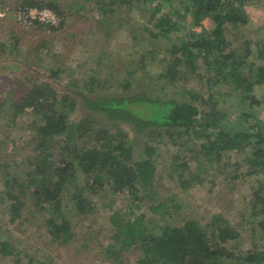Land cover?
I'll list each match as a JSON object with an SVG mask.
<instances>
[{
    "label": "trees",
    "instance_id": "trees-1",
    "mask_svg": "<svg viewBox=\"0 0 264 264\" xmlns=\"http://www.w3.org/2000/svg\"><path fill=\"white\" fill-rule=\"evenodd\" d=\"M72 1L68 11L59 0L14 4L15 12L50 9L62 19L57 32L86 10L105 41L123 28L129 71L124 78L102 77L106 54L99 48L93 54L98 64L82 80L70 76L56 88L29 77L0 93V138L12 141L0 148L5 215L19 234L44 231L47 239L43 249L29 251L0 237V264H58L82 236L73 218L94 214L95 200L107 207L104 199L114 204L118 196L129 205L126 214L117 209L106 216L109 243L102 258L111 264H264L258 244L239 247L243 225L221 214L207 228L197 220L170 223L157 167L162 147L182 145L190 156L174 164L177 175L171 176L189 188L203 183L199 173L184 179L192 162L214 166L236 157L232 181L251 182L249 219L255 239L264 241V119L258 112L264 108V40L245 39L242 50L229 37L232 28L249 25L245 8L253 0ZM59 74L52 69L55 78ZM225 96L238 100V115L221 108ZM80 102L86 112L73 119ZM26 116L33 130L14 140L10 134ZM231 173L215 178L225 184Z\"/></svg>",
    "mask_w": 264,
    "mask_h": 264
},
{
    "label": "rangeland",
    "instance_id": "rangeland-1",
    "mask_svg": "<svg viewBox=\"0 0 264 264\" xmlns=\"http://www.w3.org/2000/svg\"><path fill=\"white\" fill-rule=\"evenodd\" d=\"M14 1L16 0H2L4 5L10 8L8 14L4 18H0V93L2 96L3 92L10 88L11 83L15 81L24 82L29 77L43 83H51L56 88H61L70 76L75 80H82L91 74L95 65L98 64L100 58L98 59L93 54H95V50L97 53L99 48L105 49L100 56L106 54L101 67L102 77L120 74L124 78L128 73L129 68L126 65L123 66L126 63L124 58L126 38L123 28L116 30V35H112L105 41L104 34L97 36L95 33L94 13L86 10L79 15H72L73 17L68 22L70 28H66L65 31L57 32V29L61 27L62 19L56 13L59 24L50 27L46 25L45 29L40 30L34 24L18 21V13L21 9L17 8L18 11L15 12ZM59 1L67 11L73 2L72 0ZM75 1L77 2V0ZM245 10L249 15V25L243 30H235L234 28L229 30L230 40L235 43L237 49L242 50L245 48V39L264 40V0H253ZM135 13H132V17L136 16L139 19V13ZM145 19L147 18L140 16V21H145ZM190 22L188 20L187 25ZM128 26L125 25L124 27L128 28ZM43 43L45 46L37 50L36 47ZM52 69L60 73L59 77L55 78L52 75ZM140 74L141 72L138 75ZM74 91L78 92V89H74ZM237 105L238 100L235 98L229 96H225L224 99L220 98L221 108L231 112L229 115H238ZM85 112L86 109L80 102L73 119L80 118ZM258 112L260 117L264 119V108L258 109ZM17 124V131L15 130L10 134L14 140H21L30 129L33 130L31 128L32 119L27 116L18 119ZM2 132L3 120L0 119V134ZM1 141L3 142L0 146L1 149H6L12 144V141L0 138ZM162 150L159 151L161 155L157 163L158 186L162 194L161 199L163 201L169 200L168 205H170L172 213L167 219L171 220L170 223H180L183 219L197 220L207 228L214 218L221 214L225 219H230L233 224L243 225L242 237L239 240V247L242 250H248L253 244H258L261 250H264V241H262L263 239L257 240L260 237L255 236L254 224H251L252 219H249V216L252 215V209L249 205L251 182L245 181L237 184V182L232 181L234 173L231 172L236 169L238 163V160L234 162L232 159L236 157L224 158L221 162H216L214 166L208 165L204 161L202 163L192 162L184 179L192 180L191 177L195 173H199L203 183L195 181L192 186L186 188L178 185L177 179L173 178L171 174L177 175L176 171L173 170L174 164H183V161L187 160V156L190 154L182 145L176 146L171 143L162 147ZM175 161L176 163H174ZM245 171V168L239 169L238 173H245ZM227 173L231 174L227 176L224 184L219 179L224 180L223 176ZM215 176L219 179H216ZM3 201L4 198L0 194V237L20 242L21 246L29 251L43 249L47 242L43 236L44 231H37L29 235L19 234V227L9 225ZM104 202L108 204L107 207L103 202L97 200L93 202L96 206L94 214L87 213L83 217L73 218L74 228L81 232L82 236L76 246L67 248L66 259L59 260L58 264H111V261L108 262L102 258V251L109 243L106 216L108 217L117 209L126 214L125 207H128L129 204L124 203L122 197L119 196L113 201L114 204H111L112 201L109 198H105ZM147 214V219H149L151 213L148 211ZM132 259L134 260L135 257L132 256ZM1 264L3 263L1 262Z\"/></svg>",
    "mask_w": 264,
    "mask_h": 264
},
{
    "label": "built area",
    "instance_id": "built-area-1",
    "mask_svg": "<svg viewBox=\"0 0 264 264\" xmlns=\"http://www.w3.org/2000/svg\"><path fill=\"white\" fill-rule=\"evenodd\" d=\"M10 8L7 5L0 4V18H4ZM18 21L20 22H29L31 24H41L48 26H57L59 24L58 16L49 9H27V10H19Z\"/></svg>",
    "mask_w": 264,
    "mask_h": 264
}]
</instances>
